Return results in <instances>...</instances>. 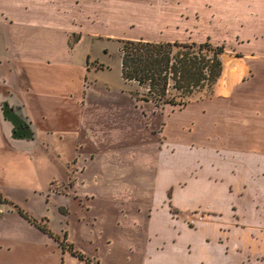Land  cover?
I'll use <instances>...</instances> for the list:
<instances>
[{
	"label": "crops",
	"instance_id": "1",
	"mask_svg": "<svg viewBox=\"0 0 264 264\" xmlns=\"http://www.w3.org/2000/svg\"><path fill=\"white\" fill-rule=\"evenodd\" d=\"M83 1L88 4L82 13L96 15L90 0ZM211 1L213 20L224 27L227 17L228 31L243 33L242 43L252 51H243L241 64L221 58L215 95L195 106V129L185 128L189 112L176 113L179 148L161 154L158 160L153 152H141L149 144L145 140L148 114L142 113L134 97L123 93L127 100L121 103L122 99L110 95V89L85 85V72L77 88L69 90L66 76L44 75L50 59L19 51H28L24 42L17 47L12 42L0 46L1 200L15 204L6 189L22 188L15 179L23 175L33 180V189H40L43 173L47 184L65 188L59 183L70 174V158L60 150L54 156L51 136L57 131H75L79 117L69 118L65 127L57 115L61 124L55 127L52 114L44 108L61 96L76 100L86 117L90 113L89 121H84L88 136H83V152L78 151L79 158L90 160L76 176L74 189L86 201L106 195L123 207L135 205L131 209L139 217L132 220L137 228L139 264H264V0ZM72 8L66 4L61 8L50 0H0V24L5 29L8 25L57 29ZM72 21L84 30L80 25L85 19L73 15ZM75 25L65 31H73ZM87 60L88 54L84 69H88ZM240 70L244 76H237ZM4 103L22 106L25 117L20 113L29 123V134L15 132L17 139L10 137L15 125L4 118ZM117 126L125 132L115 140L111 133ZM100 156L105 158L102 169L89 170ZM88 174L95 185L102 183L98 195L88 187ZM171 209L179 215L172 216Z\"/></svg>",
	"mask_w": 264,
	"mask_h": 264
},
{
	"label": "rangeland",
	"instance_id": "2",
	"mask_svg": "<svg viewBox=\"0 0 264 264\" xmlns=\"http://www.w3.org/2000/svg\"><path fill=\"white\" fill-rule=\"evenodd\" d=\"M50 1L61 8L64 4L73 7V14L58 22L57 29L10 25L5 29L0 24V46L12 42L14 47H17L24 42V47L28 51H19L42 59H50L51 66L44 75L66 76L69 90L77 88L79 77L85 72V85L91 88H108L115 100H123L121 103L127 100L123 93L134 97L142 113L145 116L148 114L146 116L149 125L146 128L148 135L145 140L149 144L148 147H142L141 152H153L157 160L161 154H169L170 150L174 153L176 148H179L181 139L178 137L179 128L175 123L179 120L175 119L174 115L181 111L189 112L185 128L188 127L189 132H192L195 129L196 104L213 97L214 89L211 95L204 89L200 90L185 105L156 104L150 99H143L141 95L146 92L145 87L136 81L124 79L121 75L122 39L197 42L207 40L212 44L223 45L221 58L225 61L232 58L239 60L240 64L243 62V53L252 51L243 45V33L228 31L227 17L220 16V20L223 17L227 23L224 27L221 22H217L218 19L213 20L211 0H90L91 9L92 11L95 9L93 13L96 14L93 16L82 13L87 3L83 0ZM51 5L50 3L49 7ZM74 11L81 14H75ZM101 13L104 14L103 17ZM73 15L85 19L80 25L83 31L72 21ZM74 25L78 27L69 33L65 31ZM87 54L88 69H84ZM237 76H244L241 70ZM81 107L76 100L68 101L61 96L52 98V101L45 104L47 114L53 116L50 119L55 127L61 124L58 123L60 121L57 115L62 118L65 127L68 126L66 123L69 118L72 121L73 118L79 117L77 118L79 125L75 131H57V134L53 133L51 136L54 140L52 143L55 148H52L54 156L60 150L61 155L70 158L68 167L70 174L59 183L61 187L62 185L65 187L61 190L57 183L51 186L47 184L45 173L38 182L40 189H33V180L26 175L15 179L23 186L22 188L6 189L14 197L13 202L16 206L4 200L0 201V211L3 210L0 214V264H139L138 242L134 237L137 228L132 222L134 217L137 220L139 217L135 214L137 211L131 209L135 208V205L125 204L123 207L120 202L113 201V198L106 195L99 197L102 183L99 185L92 183L89 174L86 176L90 181L88 187L95 190L98 197L96 196L93 201H86L87 199L80 197L74 189L76 176L83 172L90 160L86 157L79 158L81 151L83 152L80 146L83 147L85 143L83 136H88L84 121L90 119V113L86 117ZM122 132H125L124 127L117 126L112 130L111 137L117 140L120 137L119 133ZM192 136H195V133L189 134V138ZM102 159H105L104 156L91 162L92 167H89V170H101ZM53 183L55 184L54 181ZM18 209L43 222L51 234L41 231L33 223V225L28 223L24 219L26 217L20 216ZM171 213L172 216L179 215V211L172 209ZM143 215L144 212H140L141 218ZM108 240L110 242H107ZM72 253H78L79 256ZM86 257L91 262L87 261Z\"/></svg>",
	"mask_w": 264,
	"mask_h": 264
},
{
	"label": "trees",
	"instance_id": "3",
	"mask_svg": "<svg viewBox=\"0 0 264 264\" xmlns=\"http://www.w3.org/2000/svg\"><path fill=\"white\" fill-rule=\"evenodd\" d=\"M222 52V44L207 40L122 39L121 75L145 87L146 92L141 95L145 100L150 99L156 104L185 105L202 89L208 95L213 93L222 70ZM27 125L29 134L28 122ZM0 201L3 200L0 198ZM18 211L39 229L51 234L43 222L21 209Z\"/></svg>",
	"mask_w": 264,
	"mask_h": 264
},
{
	"label": "flooded vegetation",
	"instance_id": "4",
	"mask_svg": "<svg viewBox=\"0 0 264 264\" xmlns=\"http://www.w3.org/2000/svg\"><path fill=\"white\" fill-rule=\"evenodd\" d=\"M6 115L7 116H5V119H7L9 122H12V124L15 125V132H17L18 134L28 133L29 127L25 119L21 116L18 106L12 105V108L7 110Z\"/></svg>",
	"mask_w": 264,
	"mask_h": 264
},
{
	"label": "water",
	"instance_id": "5",
	"mask_svg": "<svg viewBox=\"0 0 264 264\" xmlns=\"http://www.w3.org/2000/svg\"><path fill=\"white\" fill-rule=\"evenodd\" d=\"M15 106H18V105H15ZM18 107H19V110L21 111L22 115L25 117V115L23 114V111H22V106L19 105ZM10 108H12V105H8L7 103H4V104L1 105V109H2V113H3L4 118H5V116H7L6 115L7 114V110L10 109ZM14 133H15V128L12 129V132L10 134V137L13 140L17 139V137L15 136Z\"/></svg>",
	"mask_w": 264,
	"mask_h": 264
}]
</instances>
